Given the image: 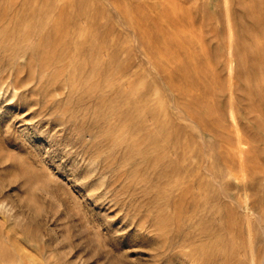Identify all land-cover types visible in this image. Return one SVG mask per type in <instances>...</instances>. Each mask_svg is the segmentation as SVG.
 Wrapping results in <instances>:
<instances>
[{"label": "rangeland", "instance_id": "374dc122", "mask_svg": "<svg viewBox=\"0 0 264 264\" xmlns=\"http://www.w3.org/2000/svg\"><path fill=\"white\" fill-rule=\"evenodd\" d=\"M73 1L0 24V264H264V0Z\"/></svg>", "mask_w": 264, "mask_h": 264}, {"label": "bare ground", "instance_id": "6f19581e", "mask_svg": "<svg viewBox=\"0 0 264 264\" xmlns=\"http://www.w3.org/2000/svg\"><path fill=\"white\" fill-rule=\"evenodd\" d=\"M51 1L52 0H10V2L5 3L0 7V24H12L16 29L38 28L37 30H35L38 31L39 29H44L49 31H57L66 27L76 26L77 24L81 23V21L83 22V17H81L82 15H80L79 18L74 16V12L76 11V9L82 8L83 5L75 4L73 0H60L57 4H51ZM96 1H108L112 3L115 0H92L91 6L97 4ZM130 2L133 1L130 0ZM187 2L188 0L157 1L160 9L155 15V18L161 19L156 22L154 26L159 29L160 34H163V31L171 30L168 35L171 37L170 40H174L175 44L179 43L181 45H185L190 44L191 42V16L189 12L183 10L182 8V5ZM85 4L86 6H88V4L90 3ZM116 7L117 6H115V8ZM130 8L131 6L128 5V10L126 9L125 11L128 16H130ZM98 10L99 8H96L93 14L96 15L98 13ZM86 13L88 14V12ZM94 15H91L93 16L92 18H87V16L84 17V22L93 23ZM142 26L144 25H139V27ZM174 27H176L175 31L172 30ZM45 34H43L39 39L41 43H45V38H43ZM31 36H33V33ZM151 37L152 36L149 35V38ZM24 38L25 36L23 37V39ZM27 42L29 43L30 41Z\"/></svg>", "mask_w": 264, "mask_h": 264}]
</instances>
